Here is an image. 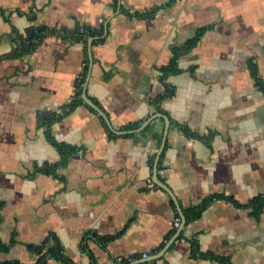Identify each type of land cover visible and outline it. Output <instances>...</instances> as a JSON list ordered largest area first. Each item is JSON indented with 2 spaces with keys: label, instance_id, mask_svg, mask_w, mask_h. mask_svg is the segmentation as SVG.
<instances>
[{
  "label": "crops",
  "instance_id": "1",
  "mask_svg": "<svg viewBox=\"0 0 264 264\" xmlns=\"http://www.w3.org/2000/svg\"><path fill=\"white\" fill-rule=\"evenodd\" d=\"M258 80L264 0H0V264H264Z\"/></svg>",
  "mask_w": 264,
  "mask_h": 264
},
{
  "label": "trees",
  "instance_id": "2",
  "mask_svg": "<svg viewBox=\"0 0 264 264\" xmlns=\"http://www.w3.org/2000/svg\"><path fill=\"white\" fill-rule=\"evenodd\" d=\"M42 32H43V30L40 29V30H37L34 33H32L29 37H27L26 38V44H25V46L22 47V50L33 48V46L35 45V39L41 37L42 36ZM198 37H199V35H197V37H195L192 41H190L189 42V46L191 44H193L194 42H196ZM174 55L175 56L173 57L172 62H171V64L168 67V70L171 71V72L174 71L175 68H176V62H177L176 58H178L177 57L178 56L177 51H174ZM257 83L260 86V88L264 91V84L261 81H259V80L257 81ZM167 93L168 94L169 93L172 94V90L168 88ZM80 103L84 104V101L81 98L77 97V99L73 100L67 107H65L63 109V111L58 112V113H56V112L48 113V114H46L43 117V125H45L47 127V136L50 139L54 140L53 137L51 136V133H50V127H51L52 123H54L55 121L61 119L65 115H67L70 112H72V110ZM91 110L94 111L92 108H91ZM54 143L59 147V149L63 153L62 163H64L66 161V155L68 153L67 149H66L67 146L66 145H61L60 143L55 142V141H54ZM71 150H69V151H71ZM207 204H208V201H205V203H203L200 207H198L197 209H193V211H192V215H194L193 218L199 217L201 212L207 206ZM251 204L254 206V209H255L256 213L260 212L263 209V207H264V196L255 197L254 199H252ZM52 237H53V239H55L54 236H52ZM43 249H44L43 246H38L37 247V250L39 252H42ZM62 250L63 249L56 242L55 245L52 248L48 249L46 251V253L42 254L39 262L36 263V264H47L49 258H60V259L66 260V258L64 257V254L62 253ZM1 264H20V263H18V262L8 263L7 262V263H1Z\"/></svg>",
  "mask_w": 264,
  "mask_h": 264
},
{
  "label": "water",
  "instance_id": "3",
  "mask_svg": "<svg viewBox=\"0 0 264 264\" xmlns=\"http://www.w3.org/2000/svg\"><path fill=\"white\" fill-rule=\"evenodd\" d=\"M82 98H83V100L88 104V105H90L92 108H94L98 113H99V115H101L104 119H105V121L110 125V121H109V119H108V117H107V115L103 112V110L100 108V107H98L91 99H89V97L87 96V94H86V92H84V94H83V96H82ZM150 121H146V123H144L139 129H137L138 131H141L148 123H149ZM168 122V121H167ZM168 126H169V124H168ZM166 136H167V130H166V132H165V134H164V138H163V141H162V144H161V148H160V151H159V153H158V156H157V160H156V167H157V163H158V161H159V158H160V155H161V153H162V151H163V149H164V146H165V141H166ZM159 185H161L162 187H164L166 190H168V188L167 187H165L164 185H162L161 183H160V181L159 180H157L156 181ZM169 191V190H168ZM184 223H185V219H184Z\"/></svg>",
  "mask_w": 264,
  "mask_h": 264
},
{
  "label": "built area",
  "instance_id": "4",
  "mask_svg": "<svg viewBox=\"0 0 264 264\" xmlns=\"http://www.w3.org/2000/svg\"><path fill=\"white\" fill-rule=\"evenodd\" d=\"M174 53H172V57H174ZM176 61H178V58H176ZM182 224V219L181 217L177 216L175 217L174 219V222H173V226L175 228H179ZM62 253H63V250H62ZM144 257H147V254H144ZM126 260V258L120 256V257H117L116 261H115V264H122L124 261ZM127 260L129 261H132L133 259L131 257H128Z\"/></svg>",
  "mask_w": 264,
  "mask_h": 264
}]
</instances>
